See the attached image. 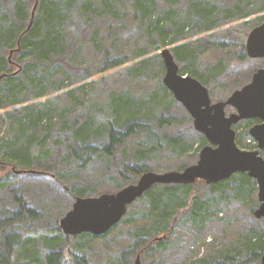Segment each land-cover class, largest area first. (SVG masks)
Wrapping results in <instances>:
<instances>
[{"label":"rangeland","instance_id":"374dc122","mask_svg":"<svg viewBox=\"0 0 264 264\" xmlns=\"http://www.w3.org/2000/svg\"><path fill=\"white\" fill-rule=\"evenodd\" d=\"M122 1V10L116 12L121 15L115 18L107 10L95 5L82 10L77 5L82 0H78L75 10L79 16L76 21L80 20V24L71 30L77 35L78 44L72 46L67 56L73 65L68 78L65 79L64 74L57 75L64 79L61 88L57 90L53 85L50 93L42 98L0 111V134H3L9 122L6 112L16 110L19 115L24 107L36 106L42 113L39 129L35 133L27 131L20 143L14 144L15 150H19L30 141L26 151L31 155L29 165L15 163L4 151L0 153V217L15 212L18 199L24 200L41 215L40 220L33 221V229L23 232V242L15 249L12 264H44L45 254L53 249L62 250L67 259L72 254L82 255L86 257L88 264H133L135 256L129 255L126 262L122 256L133 245L134 234L138 230H151L150 225L157 221L156 214L150 212L146 200L140 199L127 208L121 221L104 236H65L51 230V225L59 226V220L71 210L75 198L114 194L130 185H123L116 178L114 164H120L121 160H127L131 155L138 156L136 152L141 149L135 143L137 138H133L123 149L118 150L115 160L94 159L90 165L81 169L77 161L66 157L70 143L64 137H57V132L44 142L43 152L40 151L38 142L43 138L47 127L55 126L61 117L69 122L89 123L101 128L99 133L102 135L90 137L88 142L103 146L107 139L102 128L111 124L114 118L111 116V96L149 102L150 95L163 85L164 66L160 52L164 48L171 51L174 46L185 42L199 53L194 69H188L186 63L176 61L179 71L185 70L189 74L196 70L204 80L200 83L207 88L211 103L225 101L233 91L248 84L253 73L262 67V59L246 56L239 60V56L243 53L242 48L245 49L250 31L262 22L260 18L264 12H254L241 19L222 22L212 31L187 40H178L176 43H170L173 37L171 34L166 39V44L160 46L157 41L148 43L143 36L148 20L145 23H141L142 19L133 21L129 14L132 11L131 3ZM157 1L165 6L176 2ZM185 1L179 0L178 7L186 9ZM222 1L209 0L211 5L217 4L214 13L222 10ZM35 4V0H0V30H5L9 22L13 21L19 5L24 6L25 18L30 20L31 14L33 13V17L36 14ZM219 18L224 20V14H220ZM105 20H111L109 25L104 24ZM203 39L223 42L226 48L204 49ZM105 50L113 57L127 56L131 60L121 68L97 73L101 58H96L95 55L101 56ZM142 50L144 55L137 57ZM9 53L10 51L7 53L9 59L14 60V54ZM142 61L146 63L139 64ZM218 64L220 65L215 67ZM231 112L235 113V110L227 106L226 115ZM162 116H173L176 123L173 126L159 125ZM137 120L147 124L160 140L159 147L143 151L145 155L142 161L149 171L158 174L181 172L196 163L201 150L199 142L203 136L194 130L192 119L178 102L172 103L165 98V102L151 112L141 109ZM250 126V121H242L233 126L235 143L241 150H257L264 159V149L258 150L248 134ZM175 140L182 147L174 149ZM14 170L21 172L15 173ZM193 184L192 195L186 205L176 212L171 222L172 232L167 235L164 248L154 251L153 256L141 257V264H212L219 260H228L225 264H261V259L257 263L248 261L253 246L264 240V219H256L253 215L259 204L257 186L251 193L242 196L235 193L230 182H225L217 190L210 189L201 180H196ZM73 189L80 190L83 196H73ZM193 196L206 202V205L211 204V214L200 224L193 222L191 217ZM32 256L36 259H29Z\"/></svg>","mask_w":264,"mask_h":264},{"label":"trees","instance_id":"16d2710c","mask_svg":"<svg viewBox=\"0 0 264 264\" xmlns=\"http://www.w3.org/2000/svg\"><path fill=\"white\" fill-rule=\"evenodd\" d=\"M35 1L36 14L34 17L31 14L30 20L25 18V8L19 5L13 21L9 22V26L5 30H0V76L4 75L0 80V111L9 106L21 105L42 98L50 93L53 85H55V89L59 90L64 79L57 75L64 74L66 79L68 72L73 69L67 56L72 50V46L78 44L77 35L71 31L73 27L80 24V20L76 21V17L79 16L75 10L78 0ZM127 1L132 6V11L129 14L132 15L133 21L142 19L141 23H145L148 20L143 34L147 38V42L155 43L157 41L156 43L160 46L166 44V39L171 34L173 37L170 43H176L178 40H187L203 32L212 31L218 28L222 22L227 23L241 19L254 12H264V0H223L220 2L222 4L221 12L216 13L214 11L217 4L213 6L209 0L207 2L205 0H186V9L178 7L179 0L170 6H165L157 0ZM77 5L82 10H88L95 5L107 10L116 18L121 15L116 12L122 10L123 1L82 0ZM220 14H224V20H220ZM260 19L264 22V15ZM110 21L105 20L104 24L109 25ZM202 44L204 49L223 50L226 48L223 42L203 39ZM189 45L187 42L178 44L172 48L171 52L175 61L186 63L188 69H194L193 66L199 52L191 49ZM9 51L14 54V60H10L7 56ZM242 51L239 60L246 58L245 49L242 48ZM144 53L142 50L136 56H142ZM97 56L95 55L96 58H101L99 70L95 68L97 73L121 68L131 60L127 56L113 57L107 50L101 56ZM145 63L146 61H142L139 64L144 65ZM14 67L17 69L14 70ZM184 71H179V73L187 75L188 72ZM195 71H190L188 75L196 78L199 82H204ZM111 98L113 104L111 116L114 118L111 124L108 123L102 128L107 139L103 146L88 142L90 137L102 135L99 133L101 128L93 127L86 122H69L61 117L57 122L59 124L56 123L55 126L45 129L43 138L38 142L41 146L40 151L43 149L44 142L57 132V137H64V140L70 143L66 157L77 161L82 169L90 165L94 159L115 160L118 150L123 149L133 138H137L135 143L141 149L140 152H136L139 157L131 155L129 159L121 160L120 164H114L116 178L123 185L133 184L142 174L149 171L146 163L142 161L145 155L143 151L153 150L154 147L160 146L158 135L147 124L139 122L137 114L141 109L153 111L163 101L165 102V98H168V101L172 103L175 100L164 85H161L157 92L150 95L149 102L130 101L128 98L115 95H112ZM16 114V110L5 114L9 122L3 134H0V153L4 151L10 160L26 166L29 165L31 159V155L26 152L30 141L28 140L29 142L19 150H15L14 144L20 143V139L27 131L35 133L39 129L42 113L36 109V106H33L24 107L22 113ZM175 123L176 119L173 116H162L159 119V125L173 126ZM207 144L204 137L200 139L199 146L201 148ZM173 145L174 149L182 147L178 141ZM225 182L232 183L235 193L242 196L251 193L256 186L255 180L248 177L247 174L235 173L226 180L210 184L208 187L217 190ZM193 186L194 184L154 185L136 200H146L150 212L156 214L157 221L150 225L151 230H138L134 234V243L123 254V261L126 262L129 255L136 257L137 254H140V258L150 257L154 255V251L164 248L167 235L172 232L171 222L176 212L186 205L193 193ZM72 194L73 196H83L81 191L76 189L72 190ZM16 202L18 207L15 212L6 217H0V264H12L15 249L23 242V232L33 229V221L41 218L40 213L28 206L24 200L18 199ZM192 202V220L196 224H200L211 214V204L206 205V202L200 201L196 196H193ZM51 230L56 234L61 232L56 224L51 225ZM78 236L97 237L87 233ZM158 238L161 240H157ZM263 255L264 240L253 246L248 261L257 263ZM29 259H36V257L32 256ZM226 261L219 260L212 264H225ZM44 264H88V261L86 257L76 254H72L67 259L62 250L53 249L45 254Z\"/></svg>","mask_w":264,"mask_h":264},{"label":"water","instance_id":"95a60500","mask_svg":"<svg viewBox=\"0 0 264 264\" xmlns=\"http://www.w3.org/2000/svg\"><path fill=\"white\" fill-rule=\"evenodd\" d=\"M245 51L248 58L262 59L263 67L253 73L248 84L233 91L225 101L211 103L207 88L195 78L180 74L173 54L164 48L160 52L164 66L162 83L173 99L186 110L194 130L208 144L201 148L196 163L181 172L158 174L148 171L136 183L114 194L75 198L71 210L59 220L60 231L65 236L83 233L101 236L118 224L127 208L154 185H190L196 180L210 185L226 180L235 173H245L255 180L259 204L253 215L256 219H264V159L258 151L239 149L232 129L241 120L262 121V124L251 127L248 134L256 141L258 149H264V22L250 31ZM3 77L1 75L0 80ZM227 106L236 112L226 115ZM133 264H141L140 254L136 255ZM261 264H264V255Z\"/></svg>","mask_w":264,"mask_h":264},{"label":"flooded vegetation","instance_id":"af4514ba","mask_svg":"<svg viewBox=\"0 0 264 264\" xmlns=\"http://www.w3.org/2000/svg\"><path fill=\"white\" fill-rule=\"evenodd\" d=\"M245 53H246V51H245ZM246 56H247V55H246ZM262 67H263V60H262ZM262 67H261V68H262ZM261 68H259V69H261ZM259 69H258V70H259ZM256 71H257V70H256ZM231 108H232V107H231ZM234 110H235V109H234ZM235 112H236V111H235ZM231 113H232V112H231ZM231 113H230V114H231ZM228 115H229V114H228ZM242 121H250V124H251L250 128L253 127V126H255V125L262 124V121H260V120H258V119H246V120H241V121H239V122H242ZM239 122H238V123H239ZM238 123H237V124H238ZM235 125H236V124H235ZM235 125H233V126H235ZM233 126H232V128H233ZM250 128H249V129H250ZM249 136H250V135H249ZM251 138H252V137H251ZM252 139H253V138H252ZM253 140H254V139H253ZM254 142L256 143L255 140H254ZM256 147H257V143H256ZM257 148H258V147H257ZM258 150H260V149H258ZM251 151H257V150H251Z\"/></svg>","mask_w":264,"mask_h":264}]
</instances>
